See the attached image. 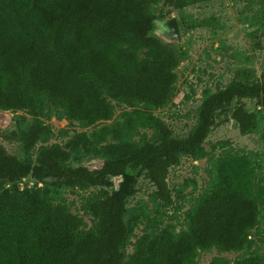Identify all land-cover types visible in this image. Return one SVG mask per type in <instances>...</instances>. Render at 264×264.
I'll list each match as a JSON object with an SVG mask.
<instances>
[{
    "label": "trees",
    "instance_id": "trees-1",
    "mask_svg": "<svg viewBox=\"0 0 264 264\" xmlns=\"http://www.w3.org/2000/svg\"><path fill=\"white\" fill-rule=\"evenodd\" d=\"M210 1L0 0V110H25L34 118L16 137L21 160L0 143V264H197L200 252L249 248L259 212L253 168L246 156L217 161L216 179L187 213L186 230L176 231L168 224L157 234L143 235L129 259L121 248L131 227L144 216L126 219L125 200L132 189L110 194L101 188L108 176L120 178L142 169L161 207L170 204L169 169L180 156H203L202 145L220 115L228 116L240 135L255 134L264 141L259 114L248 112L243 102L255 100L264 108V67L259 78L243 72L238 75L243 82L231 81L205 97L196 125L184 137H174L170 127L149 112L133 109V114L114 118L111 101L128 108L159 109L170 100L177 81L182 54L174 43L154 34L158 24L152 8L170 2L181 10L189 3ZM202 23L207 24H184L183 31ZM46 105L84 126L112 122L98 130L94 141L79 133L66 148L40 147L33 165V148L51 136L50 128L38 119ZM139 127L154 130L155 137L135 142ZM95 145L103 162L99 168L68 165L79 148ZM28 176L37 184L51 179V186L100 188L81 203L82 211L97 220V230L78 236L82 222L65 205L38 200V191L30 196L20 192L17 183ZM210 264L230 263L214 257ZM232 264H264V256Z\"/></svg>",
    "mask_w": 264,
    "mask_h": 264
},
{
    "label": "rangeland",
    "instance_id": "rangeland-1",
    "mask_svg": "<svg viewBox=\"0 0 264 264\" xmlns=\"http://www.w3.org/2000/svg\"><path fill=\"white\" fill-rule=\"evenodd\" d=\"M155 24L174 17L179 23L180 43H174L176 50L182 54V61L176 68L177 81L173 87L168 103L159 109L137 105L128 108L111 101L114 105V118L123 113L149 112L164 121L172 130L174 137L186 136L196 125V116L202 100L210 94L226 87L231 81L243 82L238 78L243 72L252 73L253 79L259 78L264 67V0H213L204 3H189L177 10L170 2H161L151 10ZM207 22L202 26L183 31L184 24ZM158 25L154 34H158ZM257 46L261 47L258 49ZM246 110L259 114V126L264 127V108H259L255 100H243ZM44 113L38 119L51 130L50 138L38 143L30 154V161L38 163L40 147L58 144L66 148L76 134H85L91 141L95 140L98 130L109 122H98L84 126L69 121L63 113L51 105H46ZM142 115L136 116L141 118ZM27 111L0 110V143L6 151L22 159L21 147L16 140L20 130L33 121ZM154 130L139 127L133 140L137 143L155 137ZM98 145L79 148L68 163L70 167L97 169L102 160L97 154ZM203 156H180L178 163L169 169L166 184L171 194V203L161 207L154 197V186L145 177L142 169L129 170L125 176L115 178L108 176L101 188L108 193L119 189L134 193L125 200L126 219L135 214L143 215L141 222L133 225L121 250L126 259L132 255L137 240L146 234H157L163 227L171 224L176 231L187 229V213L198 203L216 179V163L228 156H246L253 168L254 197L258 205L256 226L250 231V246L238 252H221L216 248L200 252L197 264H210L212 258L221 257L230 264L250 256H264V141L259 135L239 134L236 124L228 116L216 117L215 124L205 139ZM67 150V149H65ZM49 179L44 184H37L28 176L17 183L22 193L32 195L40 193L38 200H44L50 206L65 205L69 212L81 220L76 231L79 236L94 233L97 220L88 212L82 211L81 203L100 188H65L51 186ZM9 187V185H7Z\"/></svg>",
    "mask_w": 264,
    "mask_h": 264
},
{
    "label": "water",
    "instance_id": "water-1",
    "mask_svg": "<svg viewBox=\"0 0 264 264\" xmlns=\"http://www.w3.org/2000/svg\"><path fill=\"white\" fill-rule=\"evenodd\" d=\"M158 34L162 40L169 43H180V30L174 17L165 19L158 25Z\"/></svg>",
    "mask_w": 264,
    "mask_h": 264
}]
</instances>
